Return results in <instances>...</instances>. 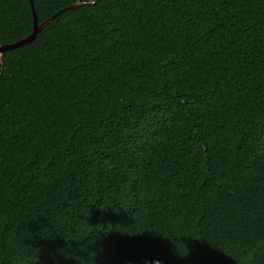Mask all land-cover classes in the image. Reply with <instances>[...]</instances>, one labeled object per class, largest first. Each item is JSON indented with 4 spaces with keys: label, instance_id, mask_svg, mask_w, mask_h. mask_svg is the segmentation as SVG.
I'll return each mask as SVG.
<instances>
[{
    "label": "trees",
    "instance_id": "16d2710c",
    "mask_svg": "<svg viewBox=\"0 0 264 264\" xmlns=\"http://www.w3.org/2000/svg\"><path fill=\"white\" fill-rule=\"evenodd\" d=\"M33 4L0 0V45L55 16L0 55V264H264V0Z\"/></svg>",
    "mask_w": 264,
    "mask_h": 264
},
{
    "label": "water",
    "instance_id": "95a60500",
    "mask_svg": "<svg viewBox=\"0 0 264 264\" xmlns=\"http://www.w3.org/2000/svg\"><path fill=\"white\" fill-rule=\"evenodd\" d=\"M31 4H32V8L34 10V4H33V0H31ZM79 4H75L73 6L70 7H66L62 10V12L68 11L71 8L76 7ZM35 13V12H34ZM55 16H53L52 18L48 19L47 21H45L41 26H39L37 24V21L35 20V27H34V31L32 32V34H30L29 36L14 42V43H10V44H5V45H0V55H3L5 52L9 51V50H13L16 48H19L21 46H24L26 44H29L30 42H32L36 36L38 35V33L40 32V30L46 25L48 24Z\"/></svg>",
    "mask_w": 264,
    "mask_h": 264
},
{
    "label": "clouds",
    "instance_id": "9594fccd",
    "mask_svg": "<svg viewBox=\"0 0 264 264\" xmlns=\"http://www.w3.org/2000/svg\"><path fill=\"white\" fill-rule=\"evenodd\" d=\"M89 243H91V242H89ZM83 264H87V262L86 261H83Z\"/></svg>",
    "mask_w": 264,
    "mask_h": 264
}]
</instances>
